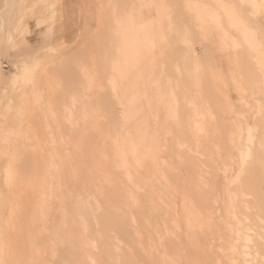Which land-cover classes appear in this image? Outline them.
<instances>
[{
	"label": "rangeland",
	"instance_id": "1",
	"mask_svg": "<svg viewBox=\"0 0 264 264\" xmlns=\"http://www.w3.org/2000/svg\"><path fill=\"white\" fill-rule=\"evenodd\" d=\"M0 77V264L20 240L32 264L85 261L48 242L79 194L88 264H264L239 185L264 158V0H0ZM189 95L204 106L183 123ZM116 171L131 235L110 231L107 254L95 218Z\"/></svg>",
	"mask_w": 264,
	"mask_h": 264
},
{
	"label": "bare ground",
	"instance_id": "2",
	"mask_svg": "<svg viewBox=\"0 0 264 264\" xmlns=\"http://www.w3.org/2000/svg\"><path fill=\"white\" fill-rule=\"evenodd\" d=\"M1 78V77H0ZM249 79L252 81L254 80L253 75H250ZM208 85V84H207ZM208 88V93H205V95L203 96V98H205L204 100L208 101L209 103H217L218 101L216 100V95H215V87L213 89H211L210 87ZM206 88V90H207ZM219 96V98H223L221 95H217ZM194 97H192L191 95H189V98L186 99V103H185V107H183L182 112H181V122L183 123H190L193 119L192 116L195 115V112L197 111V109H200V106H204V104L202 103V105L200 103H194ZM200 100V99H199ZM205 101V102H206ZM207 103V102H206ZM200 105V106H198ZM209 106V104L207 105ZM210 109V108H209ZM212 111V110H211ZM197 113V112H196ZM210 113V112H209ZM217 114V113H216ZM211 115V114H210ZM215 115V113H214ZM213 116V115H212ZM216 119V118H214ZM212 121V120H211ZM216 121V120H215ZM214 121V122H215ZM195 122V121H194ZM213 122V125H214ZM257 122V121H256ZM198 123V122H197ZM181 124V123H180ZM261 124L264 128V117H262L261 119ZM189 125V124H188ZM198 125L196 126V128L198 129ZM195 127V125H193ZM204 126V125H203ZM215 126V125H214ZM189 127H191V125H189ZM201 127V126H200ZM199 127V128H200ZM256 127V126H255ZM254 127V128H255ZM258 127V126H257ZM256 127V128H257ZM193 128V127H192ZM190 128L193 132V129ZM203 128V127H202ZM211 128V127H210ZM240 128V127H239ZM182 129V128H181ZM184 129V128H183ZM196 129V131H198ZM201 129V128H200ZM215 129V127H214ZM180 130V128L178 129ZM203 130V129H202ZM211 130V129H210ZM190 132V131H189ZM191 132V133H192ZM199 132V131H198ZM196 135V134H195ZM195 141V140H194ZM198 142V141H197ZM215 146V145H214ZM219 147V146H218ZM189 148V147H188ZM218 149V148H217ZM239 150V149H238ZM217 151V150H216ZM240 151V150H239ZM242 151V150H241ZM185 152V151H184ZM245 153H250L249 156L251 155V151L245 152ZM256 153V152H255ZM186 155V154H185ZM252 157V156H251ZM209 158V157H208ZM211 158V157H210ZM252 162L249 164L248 168H247V174L245 175V177H243L244 179L240 180V187L241 190L244 189H248L250 190L254 196H255V200H254V205L259 208V210H262L264 212V158H262L259 155H255L254 156V160H251ZM25 165V162H23V165ZM244 166V165H243ZM247 167V166H246ZM242 168V167H241ZM21 169H25L24 167ZM243 169V168H242ZM245 169V168H244ZM16 172V171H15ZM242 172V171H241ZM245 172V173H246ZM196 174V172H195ZM96 175V171H88V173L86 174V178H84L86 181H89L94 184L95 186V191L98 193L100 192V188L102 187L100 184L99 179L95 178ZM243 175V174H242ZM121 174L119 171H116V174L113 175V177H110L108 179V183L107 185L110 186L111 191L107 194L106 197V207L102 210L100 214H96V224L97 226L99 225L98 228V235H103L106 237L105 233L107 234V236L109 238H105L107 241L106 244V248H107V254L112 252L111 248L113 245H111V238H112V234L110 231H114L117 232L120 236L124 237V238H128L131 235V228L126 226L125 223L122 221L124 217L129 218L128 217V210L127 207L129 209V207L131 206L130 201L127 199H125L126 193L124 191L123 188H121V186L119 185V178H120ZM241 178V177H240ZM146 183H148V180L146 181ZM106 184V182H105ZM235 186V185H234ZM237 187V185H236ZM237 189V188H236ZM79 192H81L82 190L79 188ZM238 191V190H237ZM236 192V191H235ZM247 192V191H246ZM196 193L198 194L199 192L196 191ZM197 194H195L197 196ZM231 194V193H230ZM238 193H236L237 195ZM202 195V194H201ZM203 196V195H202ZM208 197V196H206ZM231 198H233V196H231ZM197 199H202L203 197H197ZM237 199V198H236ZM206 200V199H205ZM233 201L235 199H232ZM233 201H231L229 203V207L234 208L237 207V205H235V203H233ZM242 201V200H241ZM195 202V201H193ZM240 202V201H238ZM198 206L199 205H205L204 207H206V202L203 201H199L197 200ZM243 204V203H242ZM91 205V204H89ZM195 205V204H194ZM200 205V206H201ZM239 205V204H238ZM241 205V204H240ZM251 206V205H250ZM64 207V206H63ZM137 207V206H136ZM228 207V206H227ZM245 207V206H244ZM255 208V207H254ZM76 209H80L79 211H82L84 214L88 213V205L86 204V200L84 198L83 195L79 194L77 197V200L75 202V204L71 207V211L69 212V214H66L64 217V223L62 224V226H67L70 228V226H74V229L65 232V227H61L60 226H55V220L52 221V225L55 226L54 228L56 229L55 231V236L52 239H49V243H50V247L53 245L54 243H59L62 245V250L64 252V254L68 253L69 256H76V253L78 252H83L85 261H83L81 264H88V252H86V247H88L89 244V237L91 236V230L90 228H92V226L90 227L89 225H87L88 223H85L84 221H82L76 214ZM240 209V208H239ZM127 210V211H126ZM130 210V209H129ZM205 210V209H204ZM229 210V208H228ZM248 210V209H247ZM63 211V210H62ZM199 211V210H198ZM66 211H63V213H65ZM80 212V213H82ZM201 212V210H200ZM229 213H235V210L233 212V210ZM241 212V211H239ZM249 212H251L249 210ZM79 213V214H80ZM99 213V212H98ZM238 213V210H237ZM248 213V212H247ZM139 214L140 215H144L145 211L139 209ZM236 214V213H235ZM202 215V214H201ZM230 215V214H229ZM240 215V214H239ZM244 215V213H243ZM248 215V214H247ZM231 216V215H230ZM236 216V215H235ZM31 218H33V216H30ZM200 217V216H199ZM240 216H236V218H238ZM229 218V217H228ZM233 218V217H232ZM241 218V217H240ZM243 218V217H242ZM234 220V219H232ZM240 220V219H238ZM241 221V220H240ZM32 222V221H31ZM241 223V222H239ZM90 224V222H89ZM237 224V223H236ZM92 225V224H91ZM108 225H112L114 226V228L111 229H107ZM243 225V224H241ZM240 225V226H241ZM238 226V224H237ZM90 227V228H89ZM89 228V229H88ZM93 230V229H92ZM193 230V229H192ZM82 232V233H81ZM88 232L90 234V236L88 235ZM31 234V233H30ZM32 235V234H31ZM29 235V241L30 243H33V240L35 239L34 236ZM240 235V234H239ZM89 236V237H87ZM241 236V235H240ZM259 236V235H258ZM240 238V237H239ZM249 238V237H248ZM246 239L245 235L243 237V239H241L242 241ZM239 240V239H238ZM52 241V242H51ZM19 243V247L18 250L15 252L14 254V260L13 262L15 264H27L30 263L32 264L35 256H38V250L37 248L34 246V244H29L30 246V251L28 252V247L26 245L25 241H18ZM113 244V243H112ZM244 244V243H243ZM17 248V247H16ZM3 248L1 247V250ZM114 249V248H113ZM15 251V250H14ZM238 251V250H237ZM243 253V250H242ZM92 254V253H91ZM95 254H100V253H95ZM122 254V252L120 253ZM239 254V253H238ZM237 255V254H236ZM241 255V254H240ZM91 256V255H90ZM239 257H243L242 255ZM243 259V258H241ZM244 260V259H243ZM250 262V261H249ZM248 263V262H247ZM58 264H64V263H58ZM69 264H77V261H71ZM251 264V263H249ZM262 264V263H261Z\"/></svg>",
	"mask_w": 264,
	"mask_h": 264
}]
</instances>
